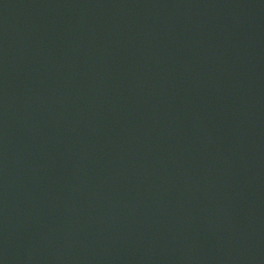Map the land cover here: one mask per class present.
Segmentation results:
<instances>
[{
  "label": "water",
  "instance_id": "water-1",
  "mask_svg": "<svg viewBox=\"0 0 264 264\" xmlns=\"http://www.w3.org/2000/svg\"><path fill=\"white\" fill-rule=\"evenodd\" d=\"M0 264H264V0H0Z\"/></svg>",
  "mask_w": 264,
  "mask_h": 264
}]
</instances>
